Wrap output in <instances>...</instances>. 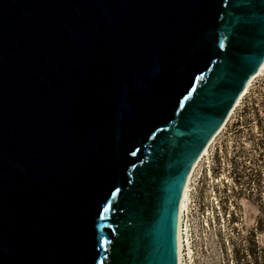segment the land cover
Returning a JSON list of instances; mask_svg holds the SVG:
<instances>
[{
    "label": "water",
    "instance_id": "95a60500",
    "mask_svg": "<svg viewBox=\"0 0 264 264\" xmlns=\"http://www.w3.org/2000/svg\"><path fill=\"white\" fill-rule=\"evenodd\" d=\"M264 62V0H0V264H178L193 165Z\"/></svg>",
    "mask_w": 264,
    "mask_h": 264
},
{
    "label": "rangeland",
    "instance_id": "374dc122",
    "mask_svg": "<svg viewBox=\"0 0 264 264\" xmlns=\"http://www.w3.org/2000/svg\"><path fill=\"white\" fill-rule=\"evenodd\" d=\"M216 144H221L217 154L223 158L230 192L220 216L214 215V231L209 227L198 232L202 257L196 264H264V76L256 80Z\"/></svg>",
    "mask_w": 264,
    "mask_h": 264
},
{
    "label": "bare ground",
    "instance_id": "6f19581e",
    "mask_svg": "<svg viewBox=\"0 0 264 264\" xmlns=\"http://www.w3.org/2000/svg\"><path fill=\"white\" fill-rule=\"evenodd\" d=\"M261 76H264V62L262 63L258 71L252 75L243 93L238 98L234 107L230 111L224 124L219 128V130L213 135L211 140L207 143L200 157L198 158L196 163L193 165L191 173L189 177L187 178L184 191H183V195H182V200H181L180 210H179V218H178V259H179L178 264H196L197 260L201 259L202 257L201 253L199 252L200 248H198V243L199 241H201L200 234L198 232L201 230L210 231L211 229L214 231V227L217 226V225L214 226V224L216 223V220L212 212L208 213V218L207 217L204 218L200 226L197 225L198 223L197 216L195 217L194 223L192 222L189 223V219L185 218V216L189 214L190 212V205L192 201L191 192H190L192 176L194 175V172L196 171L199 164L201 163L200 162L201 157L209 153V147L212 144H215V142L217 141V138L222 133V131L225 129L231 117L233 116L237 108L241 105L245 96L250 92L256 80ZM209 227H212V228L210 229ZM213 235H214V238L217 239V235L216 234H213ZM203 264H204V261H203Z\"/></svg>",
    "mask_w": 264,
    "mask_h": 264
},
{
    "label": "built area",
    "instance_id": "2783aa9c",
    "mask_svg": "<svg viewBox=\"0 0 264 264\" xmlns=\"http://www.w3.org/2000/svg\"><path fill=\"white\" fill-rule=\"evenodd\" d=\"M220 146L221 144L215 142L209 147V153L201 157V163L192 176L190 190L192 201L190 212L185 216L189 219V223H194L195 217L200 212L202 221L208 218L209 212L220 216L223 207L227 204L230 181L219 170L220 163H223V158L217 154Z\"/></svg>",
    "mask_w": 264,
    "mask_h": 264
},
{
    "label": "flooded vegetation",
    "instance_id": "af4514ba",
    "mask_svg": "<svg viewBox=\"0 0 264 264\" xmlns=\"http://www.w3.org/2000/svg\"><path fill=\"white\" fill-rule=\"evenodd\" d=\"M218 150V149H217ZM222 163H220V168H219V170H220V172H222V165H221Z\"/></svg>",
    "mask_w": 264,
    "mask_h": 264
}]
</instances>
